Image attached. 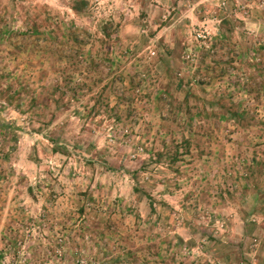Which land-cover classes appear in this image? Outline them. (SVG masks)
I'll list each match as a JSON object with an SVG mask.
<instances>
[{"label":"rangeland","instance_id":"1","mask_svg":"<svg viewBox=\"0 0 264 264\" xmlns=\"http://www.w3.org/2000/svg\"><path fill=\"white\" fill-rule=\"evenodd\" d=\"M170 2L0 0L15 30L51 15L91 34L59 61L3 44L0 264H99L119 244L134 264H224L264 240V88L243 86L264 0Z\"/></svg>","mask_w":264,"mask_h":264},{"label":"trees","instance_id":"2","mask_svg":"<svg viewBox=\"0 0 264 264\" xmlns=\"http://www.w3.org/2000/svg\"><path fill=\"white\" fill-rule=\"evenodd\" d=\"M51 15H45L42 18L43 24H40L38 21L39 19L32 23L26 24L24 30H15L11 27H8L7 22L2 19V12H0V52L4 49L5 43H7L10 47H12L13 54L18 53L19 51H22V49H26L29 47L30 53H45L50 54L53 56V60L59 61L62 59H68L69 57L77 56L80 54L82 47L84 45H87L90 43V36L91 34L80 27H77L73 24L64 26L61 28L60 25L52 26V22L50 21ZM42 27V28H41ZM63 31L61 36L63 38L64 35V41L60 40L59 37L54 34L56 31ZM102 32L105 36L109 37V32L107 30L106 24L102 27ZM52 35V36H51ZM222 36L220 33L218 37L210 42L208 48L206 50H203L201 52V61L203 60L204 56L210 51L214 52L217 49V44L219 46H224L225 42L223 39H220ZM225 39V38H224ZM71 40L74 43L77 44V47L73 50L72 48H67V43L65 41ZM255 44H248L245 47V52L247 53H262L261 51L264 49V44H258L257 41L254 42ZM29 45V46H26ZM26 47V48H23ZM229 49V48H228ZM230 51V49H229ZM231 56H229L228 59L224 60L231 62H236L237 54L239 51L235 48L231 50ZM73 52V53H72ZM229 54V52H228ZM56 57V58H55ZM88 67L90 64H93L94 67H96L97 63L95 60L89 58ZM80 60H84L81 58ZM78 63H80L78 61ZM246 66L254 65L255 70L258 72L257 76H254L252 73H245L244 74V82L243 86L245 89H247L248 92H255L256 95H259L260 91L264 88V78H262V75L264 76V58L263 54L262 57L258 58L254 62H245ZM61 71H63V67L61 68ZM0 77H4L2 74H0ZM259 77V78H257ZM69 79L71 77L69 76ZM199 82L203 83V81L198 80ZM58 86V84H56ZM233 114L237 115L235 112ZM238 116V115H237ZM119 239V238H118ZM12 247L14 249H17V238L14 237L12 240ZM122 243V241L120 242ZM66 242L64 240H61L60 242L57 241L56 245L57 247L63 248ZM75 249H81L80 245L76 242H73L70 244ZM123 244H119L117 246V251L111 252L107 250L103 253V258H101V262L99 264H134L136 263L135 260L136 254H134V251L131 250L129 246H122ZM114 249V248H113ZM120 249V250H119ZM116 250V249H115ZM80 252L73 251L72 253V259L75 260L79 256ZM142 264H148L145 260Z\"/></svg>","mask_w":264,"mask_h":264},{"label":"crops","instance_id":"3","mask_svg":"<svg viewBox=\"0 0 264 264\" xmlns=\"http://www.w3.org/2000/svg\"><path fill=\"white\" fill-rule=\"evenodd\" d=\"M169 1H171L170 4H174V0ZM244 239H249L247 234H245L243 241ZM243 244L244 243H242V245ZM242 245H240L238 248H240ZM223 250L225 251V258L223 260L224 264H264V240H261V243L257 249L253 252H250L248 248H246L243 252L240 251L237 253L234 246L231 248H228V246L224 247Z\"/></svg>","mask_w":264,"mask_h":264}]
</instances>
